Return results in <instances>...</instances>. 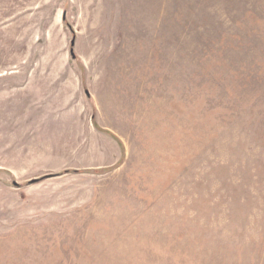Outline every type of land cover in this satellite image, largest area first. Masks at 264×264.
I'll list each match as a JSON object with an SVG mask.
<instances>
[{
  "label": "rangeland",
  "instance_id": "obj_1",
  "mask_svg": "<svg viewBox=\"0 0 264 264\" xmlns=\"http://www.w3.org/2000/svg\"><path fill=\"white\" fill-rule=\"evenodd\" d=\"M0 264H264V0H0Z\"/></svg>",
  "mask_w": 264,
  "mask_h": 264
}]
</instances>
